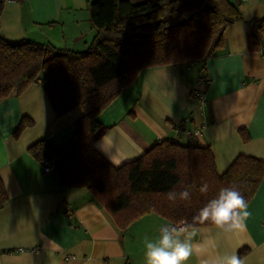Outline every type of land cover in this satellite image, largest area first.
Instances as JSON below:
<instances>
[{"label": "crops", "instance_id": "1", "mask_svg": "<svg viewBox=\"0 0 264 264\" xmlns=\"http://www.w3.org/2000/svg\"><path fill=\"white\" fill-rule=\"evenodd\" d=\"M93 1L7 3L0 13V37L84 52L96 34L89 15ZM237 8L243 22L225 30L224 47L206 64L145 69L100 114L108 130L95 148L111 165L134 161L165 139L192 143L175 133L185 120L188 129H201L196 144L210 148L220 175L240 154L264 160V55L257 50L264 46V24L256 22L264 19V0H239ZM250 37L256 49H250ZM201 75L210 79L204 107L190 96ZM45 84L43 77L19 96L0 102V178L8 198L0 209V264H146L145 238L157 239L160 227L171 223L152 213L121 230L87 189L66 188L55 168L45 173L43 163L30 154L29 148L39 141L54 149L65 145L83 116L81 108L57 116ZM23 118L32 126L15 136ZM248 211L244 231L194 228L192 243L202 251L187 264L232 253L246 264H264V181Z\"/></svg>", "mask_w": 264, "mask_h": 264}, {"label": "trees", "instance_id": "2", "mask_svg": "<svg viewBox=\"0 0 264 264\" xmlns=\"http://www.w3.org/2000/svg\"><path fill=\"white\" fill-rule=\"evenodd\" d=\"M4 4H0V13ZM229 0H96L89 4L95 37L84 52L58 49L29 40L8 42L0 37V102L19 96L30 85L46 79L45 94L55 114L81 108L73 138L59 149L39 141L29 148L39 162H55L66 188H85L126 230L148 214L169 223L186 221L218 194L233 187L249 203L264 181V160L240 154L219 174L209 147L165 139L138 159L111 165L95 148L108 128L100 114L132 86L145 69L206 62L224 47L225 30L243 22ZM259 25L264 19H258ZM250 49H256L249 38ZM259 50V48H257ZM32 126L23 118L15 136ZM244 141L248 135L241 131ZM208 185V191L199 188ZM192 193L187 201H169V191ZM8 198L0 178V209ZM215 226L211 222L196 227Z\"/></svg>", "mask_w": 264, "mask_h": 264}, {"label": "clouds", "instance_id": "3", "mask_svg": "<svg viewBox=\"0 0 264 264\" xmlns=\"http://www.w3.org/2000/svg\"><path fill=\"white\" fill-rule=\"evenodd\" d=\"M199 191L206 193L208 185L203 184ZM191 191H169L166 196L169 201H187L191 199ZM251 213L244 196L233 187L221 188L215 198L210 199L198 213L193 216L192 223L180 221L164 224L160 227L159 237L155 240L145 238L144 259L146 264H187L194 253L199 254L202 248L193 244L192 239L197 234L196 223L211 222L218 230L225 233L246 230V220ZM199 264H246L235 253L217 256L212 259H201Z\"/></svg>", "mask_w": 264, "mask_h": 264}, {"label": "built area", "instance_id": "4", "mask_svg": "<svg viewBox=\"0 0 264 264\" xmlns=\"http://www.w3.org/2000/svg\"><path fill=\"white\" fill-rule=\"evenodd\" d=\"M17 0H0V4H7L11 2H16ZM259 53L264 55V46H261L258 50ZM194 64V63H191ZM210 83V79L206 75H201L197 77L194 87L191 90V98L197 102V104L201 107H204L206 101H205V95H204V88L207 87ZM189 122V120H185L183 123L178 125L175 128V133L177 136L184 135L186 136L192 143L196 144L199 140V136L201 134V129L199 127L195 129H188L186 127V124ZM43 168L44 172L48 173L52 171L55 168V162L52 159H47L43 162ZM66 212L68 215L71 214V209L69 207H66Z\"/></svg>", "mask_w": 264, "mask_h": 264}, {"label": "rangeland", "instance_id": "5", "mask_svg": "<svg viewBox=\"0 0 264 264\" xmlns=\"http://www.w3.org/2000/svg\"><path fill=\"white\" fill-rule=\"evenodd\" d=\"M183 143H185V141H183Z\"/></svg>", "mask_w": 264, "mask_h": 264}]
</instances>
